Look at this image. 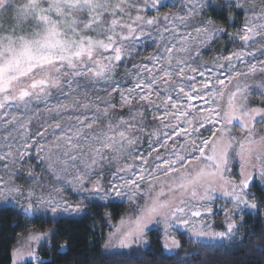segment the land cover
<instances>
[{"label": "snow or ice", "instance_id": "1", "mask_svg": "<svg viewBox=\"0 0 264 264\" xmlns=\"http://www.w3.org/2000/svg\"><path fill=\"white\" fill-rule=\"evenodd\" d=\"M162 6L163 0H0V202L32 218L85 211L84 203L65 199L64 188L36 196L16 182L35 151L39 160L55 155L62 168L54 183L66 181L73 192L88 193L85 199L114 194L137 202L133 227L110 234L105 249L144 241L151 225L163 226L171 241L165 249L180 247L171 235L177 228L196 240L231 241L245 215L258 214L251 188L264 194V0H226L223 7L243 15L235 36L243 45L214 57L211 67L193 66L202 51L193 52L192 42L208 47L226 30L211 19L190 24L205 0H186L182 15L160 16ZM149 8L157 15L146 16ZM161 20L177 43L157 44L129 69L139 39L153 29L163 39ZM218 199L225 203L218 206ZM217 210L223 231L205 219ZM260 240L264 247V231Z\"/></svg>", "mask_w": 264, "mask_h": 264}, {"label": "trees", "instance_id": "2", "mask_svg": "<svg viewBox=\"0 0 264 264\" xmlns=\"http://www.w3.org/2000/svg\"><path fill=\"white\" fill-rule=\"evenodd\" d=\"M224 1L217 0L216 5L208 6L204 16L226 32L240 30L244 19L242 13L239 10L230 12L223 7ZM160 11L168 13V6L161 7ZM259 99L256 94L251 102L257 104ZM251 191L256 194L260 208L258 214L253 211L245 215L237 235L239 238L234 242H201L175 229L171 235L180 247L172 254L165 252L164 233L159 228L147 232L144 247L114 253L104 251L113 227L129 213V205L125 202L92 203L78 218L41 215L32 218L18 214L14 207H0V264L13 263L18 242L30 232H47L49 235L37 249L39 259L25 264H264V247L260 246V234L264 231V194L259 186L252 187ZM214 222L217 231L224 230L221 219L216 218ZM66 242L68 247L61 248L60 245Z\"/></svg>", "mask_w": 264, "mask_h": 264}, {"label": "rangeland", "instance_id": "3", "mask_svg": "<svg viewBox=\"0 0 264 264\" xmlns=\"http://www.w3.org/2000/svg\"><path fill=\"white\" fill-rule=\"evenodd\" d=\"M216 1L217 0H205V7L202 11V14L195 17L194 20L190 22V24L195 25L201 21H205V20L209 19L207 16H204V11L208 6L216 5ZM185 3H186V0H163V4L167 5L168 9H169V12L166 14H170V13L171 14H180V15L184 14V12L186 11V9L184 7ZM223 3L225 4L226 1H224ZM160 8L158 9L159 15L160 16L165 15V14H162V12L160 11ZM145 15L148 17H151L153 15H157V10L149 8L146 10ZM164 23L165 22L163 20H161L160 25H159L160 32H163ZM168 26L171 27V25H168ZM188 30H191V28H189ZM180 31L183 34L185 32V29L183 27H181ZM238 32H240V30H236L234 32H226L225 31V33H218L216 35L215 40L208 47H203L201 45H198L195 42H192L193 52H195L196 48H198V47L202 51V55L196 61V64H194L193 66H198L201 63L207 62L208 66L211 67L214 57H216L218 55L226 56L231 52H235V51L240 50L242 45H243V42L240 41L238 38H235V36ZM229 34H231V35H229ZM193 36H195V33H193ZM169 40H172L173 43H177V40L173 39V37L170 33L163 32V39H161L160 33H158L155 29H153L151 37L145 36V37H142L141 39H139L137 41V49L139 51V56L134 55L133 58L128 61L127 67L130 69L133 61L140 62V60H142L144 57H147L156 51L157 44L163 46ZM179 47H180V45L177 44V48H179ZM254 47H255V45H253V48ZM174 55L182 56V55H184V53L177 51L174 53ZM241 70H243V68H241ZM120 71L122 73L123 68H121ZM117 79H120V77H117ZM196 79H197V81H199L201 78L199 76H197ZM252 79L259 80L260 77L257 76L255 78H249V82H251ZM258 91L259 90L253 91L252 98L254 97V95L258 94ZM116 99L118 100L119 97L117 96ZM54 102H55L54 100L49 101L50 104L54 103ZM193 103L199 105L201 102L198 100H194ZM39 106L42 108L44 105L40 104ZM234 130L238 132V129H234ZM168 143L171 144V141H168ZM161 152L163 153L164 150L161 149ZM50 164H51V167H49ZM28 168L32 169V177H29L27 175V169ZM61 168H62V165H60L56 161L55 155H53L51 160H48V159L39 160L37 158L36 152L33 151L31 156L28 157V159L25 161L24 167L21 169V173H22L21 178H18L16 182L23 184L25 186V188L31 187L35 191L36 196L41 195L42 192L44 194H47L49 191H51V188L53 185L57 188H64L65 192L63 195H64L65 199L71 200L74 203L82 202L87 206L92 204V203L106 204V203L114 202V201L128 203L129 213L126 216H124L116 226L113 227L112 233H116L119 235V234L127 231L130 227H133V224L131 223V221L134 220L135 215H136V213H135V208H136V203H137L136 201H130L127 196L117 197L114 194L110 195L107 199H101L99 195L91 197L90 199H85V197L89 196L88 193L73 192L71 190V186L68 185L66 181L54 183L55 175L57 174V172L60 171ZM0 175H3V173L0 172ZM68 179H71V177L69 176ZM53 195H56V194L53 193ZM100 195H102V194H100ZM216 203L221 204V203H225V201H223L222 199H218ZM227 206L231 207V204H228ZM0 207H14V208H16L17 206H14L11 203L6 204L4 202H0ZM84 213H85V211L83 213L79 214L78 216H72V217L67 216V214H60V216H57V217L78 218L81 215H83ZM42 216L57 218V217H52L50 213L44 214ZM216 218L221 219L223 221V224L225 227V217H224L223 211L217 210V213L214 216L205 217V219L209 223H211L212 229H214V230H216V228L214 227V224H215L214 221ZM156 228H159V230H160V229H163V226L162 225H151L148 229H146V234L150 230L156 229ZM177 229L179 231H182L183 233L187 234V236L189 235L190 237H192L191 234L187 231V229H185V228H177ZM212 229H207V230H212ZM30 235H40V233L30 232L28 235H26L20 239V241L17 244V247L14 250V253H16L17 250H19L20 254L19 255H13L14 260H13L12 264H25L28 261L36 260L32 256H29L28 253L33 252V253H35V256L37 257V255H36L37 249H38L39 245L41 244V242L45 239V237H43L40 240H30L29 239ZM108 237L106 239V242L108 240ZM192 238L196 240V238H194V237H192ZM237 238H239V236L234 237L231 241H227V240H224V241L217 240V241L225 243V244H230V243L234 242ZM199 241L216 243V240H210L207 238L201 239ZM166 242L171 243L170 240L166 241V239L164 237L163 245ZM145 245H146V240L144 239V241L134 243L130 248H124V249H121V248L105 249L104 248V251L107 253H114V252H118V251L130 250V249L136 248V247H144ZM176 249H177V247H172L171 249H165V252L168 254H172Z\"/></svg>", "mask_w": 264, "mask_h": 264}]
</instances>
